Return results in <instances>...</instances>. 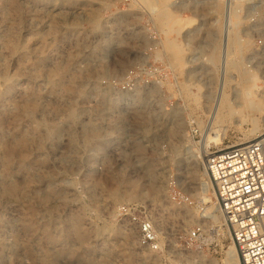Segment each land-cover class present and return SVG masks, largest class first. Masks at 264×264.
Instances as JSON below:
<instances>
[{
  "label": "rangeland",
  "instance_id": "rangeland-1",
  "mask_svg": "<svg viewBox=\"0 0 264 264\" xmlns=\"http://www.w3.org/2000/svg\"><path fill=\"white\" fill-rule=\"evenodd\" d=\"M208 131L264 139V0H0V264H223Z\"/></svg>",
  "mask_w": 264,
  "mask_h": 264
},
{
  "label": "built area",
  "instance_id": "built-area-1",
  "mask_svg": "<svg viewBox=\"0 0 264 264\" xmlns=\"http://www.w3.org/2000/svg\"><path fill=\"white\" fill-rule=\"evenodd\" d=\"M205 169L239 263L264 264V143L214 150ZM199 231L193 230L189 237L196 239ZM138 244L157 248L153 224L147 219L138 222Z\"/></svg>",
  "mask_w": 264,
  "mask_h": 264
},
{
  "label": "bare ground",
  "instance_id": "bare-ground-1",
  "mask_svg": "<svg viewBox=\"0 0 264 264\" xmlns=\"http://www.w3.org/2000/svg\"><path fill=\"white\" fill-rule=\"evenodd\" d=\"M233 16H234V9L233 8H230V13L227 14L226 16V23L228 24V27L230 28L232 25H233ZM172 22L174 23V21H170V20H167L166 23L170 26H172ZM229 32V31H228ZM10 48V47H9ZM226 58L228 59V53L225 54ZM223 60H225L224 56L222 55V62ZM64 71L66 72V66L64 67ZM243 89L241 88H238L240 92H243L244 96L245 94H252L254 92H256L258 90V87H257V83H256V80L255 78H252L250 79L249 81H246L245 84L243 85ZM239 87V86H238ZM241 87V86H240ZM241 89V90H240ZM68 91V90H67ZM240 92H238L240 94ZM238 94V95H239ZM242 94V93H241ZM242 96V95H241ZM246 98V97H245ZM257 100V99H256ZM259 100V99H258ZM250 101V100H249ZM247 102V100H246ZM259 101H257V104H258ZM246 104V103H245ZM249 105L253 106V104L251 102H248ZM256 104V103H255ZM220 106H221V101L219 102L218 104V107H217V104H215V107L213 108L212 110V114H214V119L211 118L213 120V123L215 122L216 118L218 117V112H219V109H220ZM216 108V109H215ZM216 110V112H215ZM27 111V110H26ZM259 120V117L256 118V121ZM254 122L255 119L253 120ZM253 122V123H254ZM252 123V124H253ZM254 125V124H253ZM253 130V129H252ZM260 131V130H259ZM254 134H255V130H253ZM251 133V132H250ZM248 135V134H247ZM261 135H257L255 137H252L251 139L248 138V140H246L244 137V139L246 141H243V142H240V143H237L236 145H231V146H227V147H221V148H217L216 150H221V149H226L228 147H232V146H237V145H242V144H245V143H248V142H255V141H260L262 143H264V139H260L258 140V138L260 137ZM19 139V138H18ZM222 139L223 137L222 136H217L216 133L212 132V131H208L204 134L203 138H202V144H201V151H200V158L205 162L206 159L209 157V155L213 152V151H208V148L210 147V145L214 144V145H217L218 143H222ZM243 139V140H244ZM20 141V140H18ZM21 143V142H20ZM18 142H16L15 140L10 142L9 144V153L11 152H15L17 151L18 147H19V144ZM23 143V142H22ZM151 190L153 193H156L158 191V189L155 187V186H152L151 187ZM203 201H207L208 202V198H203ZM202 201V202H203ZM206 212H204L202 214V216L204 217L205 214H209V216L212 218L213 221H216L217 220V215L214 214L215 212V209H212V206H209L206 208V210H204ZM219 211V210H218ZM201 215V214H200ZM220 216V215H219ZM219 219V217H218ZM223 264H240L239 263V260H238V256H237V252H236V249L233 245H231L230 247H228L225 251H224V261H223Z\"/></svg>",
  "mask_w": 264,
  "mask_h": 264
}]
</instances>
